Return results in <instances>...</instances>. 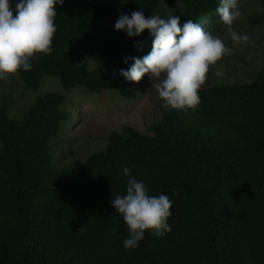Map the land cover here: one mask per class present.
<instances>
[{
	"label": "trees",
	"instance_id": "16d2710c",
	"mask_svg": "<svg viewBox=\"0 0 264 264\" xmlns=\"http://www.w3.org/2000/svg\"><path fill=\"white\" fill-rule=\"evenodd\" d=\"M218 6L219 0L56 5L52 54H37L30 71L0 80V264H264V66H255L256 57L244 72L248 81L208 79L195 111L164 108L147 134L127 125L112 129L105 146L77 168L57 164L54 155L72 120L68 98L92 94L68 97L44 77H55L64 89L81 87L93 98L102 91L134 95L120 70L151 51L152 37L148 30L134 37L115 30L120 15H176L183 24L211 14L205 27L214 32L227 29ZM240 12L236 32L248 9ZM241 52L240 60L250 54ZM235 56L233 51L221 64ZM82 57L119 75L89 68ZM132 176L149 195L170 198L171 231L157 237L146 230L137 248L125 249L129 232L110 202L126 194Z\"/></svg>",
	"mask_w": 264,
	"mask_h": 264
},
{
	"label": "clouds",
	"instance_id": "9594fccd",
	"mask_svg": "<svg viewBox=\"0 0 264 264\" xmlns=\"http://www.w3.org/2000/svg\"><path fill=\"white\" fill-rule=\"evenodd\" d=\"M64 0H0V80L18 76L20 71L32 69V59L37 54L51 55L57 31L56 5ZM223 25L234 43L253 44L247 34H238L233 24L241 17L237 0H219L216 8ZM211 14L202 15L198 21L188 19L181 24L179 16L161 18L158 14L145 17L143 11H133L131 16L122 14L114 28L130 37L139 36L145 30L152 37L151 51L143 56L132 57L133 63L120 75L127 81L139 83L147 74L155 85L164 108L195 111L201 99L199 92L209 78L212 68L225 56L233 54L224 41L206 25ZM128 62V58L125 59ZM221 76L220 71L215 72ZM124 174H129L125 168ZM111 206L122 215L129 238L124 239L125 249H135L145 231L162 237L171 228L168 219L172 213V201L165 194L149 195L142 181L132 176L127 181L126 194L117 195Z\"/></svg>",
	"mask_w": 264,
	"mask_h": 264
},
{
	"label": "rangeland",
	"instance_id": "374dc122",
	"mask_svg": "<svg viewBox=\"0 0 264 264\" xmlns=\"http://www.w3.org/2000/svg\"><path fill=\"white\" fill-rule=\"evenodd\" d=\"M260 1L262 0H237L240 10L245 12V9H248V14L245 13L246 23L235 24L236 28L240 30V33H237L247 34L251 41H254V45L234 43L227 29L212 32L213 35L219 36L232 51H235L236 56L232 59H224L226 65L221 64V62L218 63L216 67L212 68L208 79L214 82L216 80L220 82L233 81L234 79L240 82L248 81L250 78L244 72L251 70L249 60L254 57L257 58V65H255L257 68L264 66V60H262L264 51L261 50L262 43L258 41L261 39L259 35L262 33V28L257 25L260 12L261 14L264 12V5L261 6L264 2ZM251 4H260V6H248ZM248 17L256 20L251 22ZM243 29H246L247 33L241 32ZM241 51H250V54L243 56V60H240L238 57L242 56L243 52ZM81 60L89 68L97 69L103 74L115 73L119 75L112 66L96 65L87 57H82ZM216 71H220L222 75L216 76ZM43 79L56 84L58 89H62L64 93L68 92V97L71 96L72 92L78 93L79 91L88 95L92 94L77 99L68 98L71 105L68 109L72 112V120L66 125L64 133L58 137L59 140L54 148L57 164L71 163L73 168L82 165L89 154L103 148L107 142V135L112 129L127 125L147 134V126L157 120L164 109L163 101L159 98L155 87L159 80L155 77L151 80L147 74L139 83L127 81L122 76L128 93L134 92V95H127L126 97L119 92L102 91L93 98L94 93L84 91L81 87L62 88L55 77H44Z\"/></svg>",
	"mask_w": 264,
	"mask_h": 264
}]
</instances>
